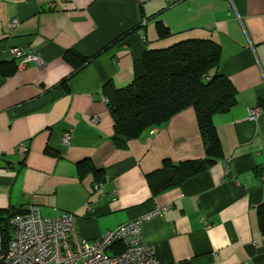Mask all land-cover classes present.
<instances>
[{
    "label": "crops",
    "instance_id": "0c3cea01",
    "mask_svg": "<svg viewBox=\"0 0 264 264\" xmlns=\"http://www.w3.org/2000/svg\"><path fill=\"white\" fill-rule=\"evenodd\" d=\"M158 22L168 38L159 37ZM188 39L221 46L219 73L237 103L214 117L222 158L154 194L150 179L166 161L205 158L196 112L117 147L104 89L132 83L147 51ZM104 49L78 72L66 59L70 50L92 58ZM14 51L44 64L20 69ZM85 161L103 171L101 182L80 179ZM32 205L44 217L72 214L77 234L91 242L168 206L142 231L161 264H264V0H0V215Z\"/></svg>",
    "mask_w": 264,
    "mask_h": 264
},
{
    "label": "trees",
    "instance_id": "16d2710c",
    "mask_svg": "<svg viewBox=\"0 0 264 264\" xmlns=\"http://www.w3.org/2000/svg\"><path fill=\"white\" fill-rule=\"evenodd\" d=\"M157 31L161 39L171 35L162 22H158ZM103 51L105 49L92 58H83L70 50L66 59L78 72ZM221 55V46L209 39H188L168 48L149 50L137 65L132 83L121 89L109 84L104 89L115 122L113 142L117 147H125L128 141L138 139L151 128L166 124L188 108L196 112L205 145V158L184 161L178 165L166 161L163 169L150 179L154 194L181 186L206 172L222 158V145L214 117L230 111L237 100L233 83L219 73ZM79 168L82 180L89 174L95 175V183L103 179V171L92 162H82ZM154 176L160 178L153 179ZM9 218L0 215L1 236L6 243L12 233ZM258 218L264 234V205L258 209ZM123 250L122 244H116L111 249L113 254Z\"/></svg>",
    "mask_w": 264,
    "mask_h": 264
},
{
    "label": "built area",
    "instance_id": "2783aa9c",
    "mask_svg": "<svg viewBox=\"0 0 264 264\" xmlns=\"http://www.w3.org/2000/svg\"><path fill=\"white\" fill-rule=\"evenodd\" d=\"M13 22L18 24L17 19ZM14 53L20 69L32 62L38 66L44 64L38 55ZM261 112L259 108L251 110L249 119L257 120ZM71 140L72 133L68 131L62 137V145L69 146ZM28 150L25 145L18 148L23 155ZM102 186L95 184L93 189L97 191ZM168 208H157L91 242L77 234L72 214L44 217L40 207L32 205L10 216L8 223L12 233L7 243L1 236L0 225V264H161L155 248L144 240L142 231L145 221L162 215ZM116 244H122L124 250L112 254L111 249Z\"/></svg>",
    "mask_w": 264,
    "mask_h": 264
}]
</instances>
